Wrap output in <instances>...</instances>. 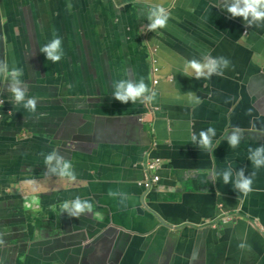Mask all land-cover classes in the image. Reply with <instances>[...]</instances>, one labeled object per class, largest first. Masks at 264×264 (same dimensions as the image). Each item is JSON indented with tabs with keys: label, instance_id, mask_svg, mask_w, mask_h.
Returning <instances> with one entry per match:
<instances>
[{
	"label": "crops",
	"instance_id": "crops-1",
	"mask_svg": "<svg viewBox=\"0 0 264 264\" xmlns=\"http://www.w3.org/2000/svg\"><path fill=\"white\" fill-rule=\"evenodd\" d=\"M137 1L136 8H129L127 0H0V53L7 55L10 68L17 59V67L24 69L21 79L29 75L32 83H38L27 91L39 100L38 113L22 111L23 127L32 132L27 143L30 151H58L72 167L82 158L98 166H92L95 177L84 175L86 183L70 186L98 190L76 193L93 205V235L87 237L86 223L74 228L71 217L62 214L60 253L81 257L76 264H121L147 255L157 264H264V167L254 169L248 159L249 148L264 145V82L259 76L264 68V26L245 27L242 18H229L226 10L212 7L218 0ZM148 4L168 6L171 15L165 28L143 37V28L149 23L144 15ZM54 35L61 38L65 56L57 63L47 61L39 50ZM10 44L25 46L16 47L12 58L7 54ZM205 54L227 57L234 67L210 79H196L179 71L186 60L201 59ZM45 65L58 75V92L39 70ZM133 73L138 75L133 78ZM132 78H143L150 91L156 92L155 100L147 103L148 112L136 110L137 105L130 106L131 102L124 107L112 103V118L93 119L79 110L82 100H97L93 95L112 91L114 81ZM2 82L0 77V99L9 97L7 82ZM192 93L199 97V104L189 98ZM128 110H135L137 118L126 115ZM138 118L148 122L140 124ZM209 127L216 132L211 151L192 142V134L199 138L200 131ZM235 127L240 128L242 139L238 147L230 148L226 134ZM5 131L11 135L10 130ZM91 134L104 143L100 159L94 152L89 155ZM149 142L156 144L149 152L150 160L163 162L153 205L163 222L155 230L149 215L125 207L127 202L118 187L120 180H125L120 169ZM26 164L12 146H0L1 178ZM229 167L233 176L241 168L245 176L255 173L247 196L236 191L231 181L224 184L221 176L211 178V173ZM47 170L40 176L24 177L47 187L71 184L53 179ZM100 176L102 183L98 182ZM136 177L140 180V173ZM1 193L0 189V199ZM219 198L227 200L228 209L238 208L240 214L207 234L198 227H211L217 211L214 199ZM111 212H116L112 215L115 223L121 218L125 230L107 224L105 215ZM16 214H5L0 223H10L9 228L21 233L12 220ZM53 228L55 233L60 231V225ZM149 230L154 233H147ZM47 231L51 233L52 227L39 215L26 221L25 232L16 239L5 229L10 242L2 248L0 264H72L56 263L53 250L52 258H41ZM81 232L83 240L76 237ZM18 241L23 243L21 250L15 246ZM241 244L244 247H239Z\"/></svg>",
	"mask_w": 264,
	"mask_h": 264
},
{
	"label": "water",
	"instance_id": "water-1",
	"mask_svg": "<svg viewBox=\"0 0 264 264\" xmlns=\"http://www.w3.org/2000/svg\"><path fill=\"white\" fill-rule=\"evenodd\" d=\"M137 0H127L126 5L129 8H136L137 7ZM168 6L165 7L167 9ZM168 10V9H167ZM1 24V19H0ZM146 26V25H145ZM149 31L143 33V37L147 35ZM9 36V34H8ZM0 61H3L8 64L9 62L7 59V55L3 52L0 53ZM13 65V61L10 63ZM156 65L154 59V66ZM40 72L46 80L51 81V84L54 91L58 92L57 82H58V75L54 72L52 68L45 65L40 67ZM262 74L259 76L262 77L261 81L264 82V68L262 69ZM35 86H37V82L34 80ZM114 88V87H113ZM32 87L29 91H32ZM112 91H104L99 94L93 95V97L97 100H82L79 104H81V108L79 109L82 113L87 114L90 118L96 119L98 116L101 118L104 117H111V107L113 106L112 103H117L119 106L124 107V103L119 102L112 96ZM30 94V93H29ZM27 93V97H30ZM50 99H54L52 96H49ZM4 103L0 105V146H12L18 152V156L21 160L27 162L26 166L22 167L21 169H15L11 173H4L2 178L0 179V189L2 190V195L0 199V218H2L5 214L9 212L19 213L21 212L20 209L14 208V206H21L29 204H36V201L42 197L45 190H49L48 195L43 196L42 198H51L50 206L54 208H61V205L65 201H71L76 196V193L82 192H90V191H98V190H90L87 188H82L79 190L71 189L70 186L76 183H86L83 179L84 175H89L95 177L97 172L92 166H96L92 163H85L87 158H82L77 163L74 164L72 167L75 178H62L58 177L54 173H48L52 175V178L59 181H69L71 184H67L64 186H52L47 187L43 185L32 184L31 182L37 181L36 179L29 180L24 177V175H30V177L40 176L41 172L45 168H49L50 166H46L44 164V157L51 152H41V153H32L30 151V147L27 145L31 139L32 132L30 130H25L23 127V119L22 111L25 110L22 105H15L12 103L11 100H3ZM39 100H37L38 102ZM147 103H134L130 106L137 105V109L142 113L148 112ZM36 106V111H37ZM27 111V110H25ZM35 111V113H36ZM30 113V114H35ZM38 113V111H37ZM137 114L135 110H128L126 115L129 117L137 118ZM146 114L141 115L140 117H144ZM140 119V124L147 123L144 122L143 118ZM151 124H153V117L151 119ZM150 128V126H148ZM10 130L11 135L5 131ZM90 139L92 143L89 146L91 155L93 152L96 154V158L100 159L103 155L102 149L105 147L103 142L97 140V138L91 134ZM156 144L150 142L147 145L141 146L139 148V152L134 160L128 161L127 164L120 169V172L125 177V180L121 179L120 185H118L119 190L123 193V198L126 200L127 204L125 207H136L137 212L147 214L153 219L154 230L160 223L163 222L162 218L159 217L157 213L155 205L156 200V189L160 186L161 178L159 176V182L151 186L149 189H144L141 185L143 177L146 175L145 165L148 161H150V151L154 150ZM127 148V147H125ZM57 153L66 160L65 154H61L57 151ZM160 160V159H159ZM160 170H163V162L160 160ZM56 162H52V166H55ZM98 167V166H96ZM140 173L141 179L139 180L136 176ZM202 173H196L195 176H200ZM103 176H100V180L98 182L102 183L101 180ZM27 188H31L32 191L29 192ZM57 189V190H56ZM134 199V203L132 201ZM87 200V199H86ZM217 204V211L215 215L212 217L211 222L213 223L209 228H203V225H199L198 229L202 231H206L207 234L217 230L220 228L221 224H227L234 219V214H240L239 209H228L229 205L227 200L224 198L214 199ZM5 204V205H4ZM65 215H68L67 211H64ZM2 225L5 228L2 230ZM10 223L3 222L0 223V254L3 253V246H6L9 241V233L4 232L5 229H10L12 232V239H16L21 234L19 230L9 228ZM150 229V230H152ZM261 229V228H260ZM148 231L147 233L153 234L154 231ZM264 233V231L261 229ZM15 233V234H14ZM203 234H201L202 236ZM2 250V251H1Z\"/></svg>",
	"mask_w": 264,
	"mask_h": 264
},
{
	"label": "clouds",
	"instance_id": "clouds-1",
	"mask_svg": "<svg viewBox=\"0 0 264 264\" xmlns=\"http://www.w3.org/2000/svg\"><path fill=\"white\" fill-rule=\"evenodd\" d=\"M216 6L226 10L230 14L229 18H242L245 22V27L264 26V0H223L222 3L218 0V3L212 7ZM144 15L149 23L143 29L155 32L167 26L171 13L160 4H148L145 6ZM39 50L44 53L46 60L52 63L59 62L64 56L62 40L56 35L47 44L40 47ZM230 66L234 67L227 57H213L211 54H205L201 59L186 60L179 71H182L187 76H194L196 79H210L213 75L223 76L225 69ZM23 75V68L16 66L10 68L7 63L0 61V77H3L2 83L7 82V91L12 97V103L22 105L29 113H35L37 100L35 97L26 96L28 83L21 79ZM113 85L112 96L121 103L152 102L156 98V92L154 90L150 91L143 78L139 81L118 79L113 82ZM2 90V84H0V91ZM189 98L195 100L197 104L200 103V99L195 93H192ZM3 103V99H0V105ZM248 113L251 114V109L248 110ZM215 135L216 132L213 127H209L206 130L202 129L199 133V138L192 134V142H198L202 149L211 151L213 149L212 137ZM241 139L242 133L239 127H235L231 134H226V140L230 148L238 147ZM248 159L254 169L264 167V145H259L255 149L249 148ZM53 161L56 162L55 166H52ZM44 164L50 166L46 174L54 173L62 178H75L71 161L65 160L55 150L44 157ZM254 175L255 173L252 172L245 176L244 169L241 168L236 170L235 176H233V170L230 167L223 172L210 174L212 179L215 176H221L224 184H228L231 181L233 188L245 196L252 191L251 186ZM62 210L67 211L70 217L79 218L82 213L91 212L93 205L87 200L75 197L71 201L63 202L60 211ZM239 247H244V245L241 244Z\"/></svg>",
	"mask_w": 264,
	"mask_h": 264
},
{
	"label": "flooded vegetation",
	"instance_id": "flooded-vegetation-1",
	"mask_svg": "<svg viewBox=\"0 0 264 264\" xmlns=\"http://www.w3.org/2000/svg\"><path fill=\"white\" fill-rule=\"evenodd\" d=\"M17 37H18V30H14L13 31ZM12 33V32H11ZM24 44L18 45L17 46H13L12 44L9 45L8 48V55L12 58H15L13 55L15 48L16 47H24ZM42 56L44 58L45 55L44 53H41ZM65 59V56L59 61L61 62L62 60ZM16 60V67H17V59ZM112 66H115V62L112 63ZM98 74H96L97 76ZM138 74L133 73L131 76L133 78H135ZM132 78V79H133ZM23 80H25L26 83H28V87L33 85L34 83H32V80L30 79L29 75H27L25 78H23ZM156 82V81H155ZM154 82V83H155ZM49 82H43V84H47ZM149 87V86H148ZM31 87L28 88V90H30ZM27 96V93H26ZM10 98L12 99L11 95L9 94L8 98H3V100H10ZM142 99V98H141ZM0 179H1V174H0ZM48 195V193H44L42 195L46 196ZM40 198L36 201V204H29L27 203L26 205H24L21 209V213L20 214H16L13 217V222L16 224V226H18L21 229V233L25 232L26 230V221L32 219L35 216H40V218L42 219V221L46 224V226L48 227H52V231L51 233L49 231L46 232V237L44 238V240L42 241V245L45 246V252L41 255L42 259H50L53 256L50 254V251L53 250L54 252V260L56 263H61V262H65V263H72V264H76L78 263V260H83L81 257L77 258L75 256L72 255H66L65 253H60L61 247H62V242L60 240V237L62 235V229L64 227L63 224H61V215L65 214V212L61 210L60 207L53 209L50 206V201L51 198ZM94 210H92L91 212H85L82 213L80 215L79 218L77 217H71L72 220V225L74 226V228H78L81 227L83 228L85 223L87 225V237L90 238L91 235V230L94 226ZM116 214V212H111L108 213L107 215H105V220L107 222L108 225H112L116 230H125V225L124 223L121 221L120 218V222L119 223H115L112 219V215ZM120 217L122 216L121 213ZM67 218H69L70 216L67 215ZM70 219V218H69ZM29 224V223H28ZM60 225V231L58 233H55V230L53 227H58ZM132 228L136 229V228H140L141 226H135L133 225ZM33 234V232H32ZM41 234H45L44 230L41 231ZM76 237L80 240L84 239V234L83 232L81 233H76ZM19 250L22 249L23 247V243L18 241L15 245ZM152 249H154V246L152 247ZM121 264H157L156 261L151 258L149 255H147L146 258H139L138 260H133V262L130 261V258H128L126 261H124Z\"/></svg>",
	"mask_w": 264,
	"mask_h": 264
},
{
	"label": "built area",
	"instance_id": "built-area-1",
	"mask_svg": "<svg viewBox=\"0 0 264 264\" xmlns=\"http://www.w3.org/2000/svg\"><path fill=\"white\" fill-rule=\"evenodd\" d=\"M161 162L158 159L150 160L145 165L146 175L143 177L141 185L144 189H149L151 186L159 182V170Z\"/></svg>",
	"mask_w": 264,
	"mask_h": 264
}]
</instances>
